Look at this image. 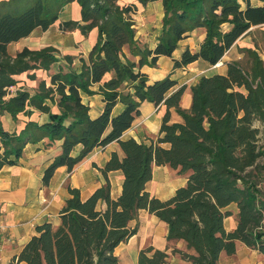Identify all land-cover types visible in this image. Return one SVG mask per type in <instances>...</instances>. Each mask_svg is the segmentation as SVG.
<instances>
[{
  "label": "trees",
  "instance_id": "trees-1",
  "mask_svg": "<svg viewBox=\"0 0 264 264\" xmlns=\"http://www.w3.org/2000/svg\"><path fill=\"white\" fill-rule=\"evenodd\" d=\"M77 2L80 18L59 24L62 30L78 29L87 35L97 29V38L79 71L60 68L47 85L38 82L31 92H11L15 75L33 69L48 70L57 60L52 46L24 47L14 57L7 52L12 41L28 36L34 29L46 30L57 21L70 2ZM157 0H138L142 5ZM163 15L160 33L153 48L135 38L133 3L118 0H0V113L15 118L33 110L48 115L44 123L29 120L18 132L0 126V168L13 165L26 143L46 138L60 140V152L44 169L47 184L55 169L70 171L94 148L116 141L122 151H112L101 168L106 180L90 196L81 199L77 188L59 212V223L45 222L8 264H120L115 248L137 231L129 223L145 209L167 224L168 242L182 240L184 250H173L190 264H219L222 252L231 255L236 241L264 258V60L253 48L238 47L240 58L226 62L224 73L201 75L189 86L188 108L180 106L186 85L166 75L148 83L139 68L154 66L164 55L171 57L179 41L193 30L204 29L195 51L185 47L173 59V69L196 60L209 65L221 61L237 39L252 27L264 25V0H160ZM264 37V30H261ZM138 57L135 61L133 58ZM67 61L72 56H64ZM112 76L103 82V76ZM33 77L34 75L31 74ZM97 93L104 102L102 112L92 118L82 94ZM56 104L59 112H52ZM143 101L165 105L157 140L145 144L134 138L122 139L140 114ZM117 103L122 108L112 113ZM180 115L173 122L170 108ZM163 144H166L164 146ZM77 146L76 155L72 152ZM153 165H167L186 182L174 194L161 200L151 195L146 184ZM120 170L123 178L117 197H111L106 174ZM101 200L105 206L97 208ZM237 206L236 226L227 231L224 218ZM165 250L147 246L139 250L135 264H169Z\"/></svg>",
  "mask_w": 264,
  "mask_h": 264
},
{
  "label": "crops",
  "instance_id": "crops-1",
  "mask_svg": "<svg viewBox=\"0 0 264 264\" xmlns=\"http://www.w3.org/2000/svg\"><path fill=\"white\" fill-rule=\"evenodd\" d=\"M118 2L121 5L126 3L136 5L137 11L135 12L139 13L133 15L135 18V38L146 42L149 48H153L156 43L158 29H156L155 25L150 24L148 20L144 21L146 16L142 15V13L145 10L150 11L149 7L155 5L159 9V20H161L163 15L161 1L149 2L146 5H142L138 0H118ZM139 9L141 10L139 11ZM148 14H151V11ZM79 18L80 8L78 3L75 1L70 2L61 10L57 21L46 30L36 28L28 36L8 43L7 52L12 57L24 47L40 49L52 46L54 48L53 53L57 58L48 70L33 69L15 75L17 82L10 87L11 92H16V90H29L32 92L41 80H44L48 85L50 75L58 71L60 67H63V70L66 71L71 65L76 71L80 70L81 62L79 58L85 57L91 50L97 38V29H92L85 36L78 29L62 30L59 27V24L63 21L69 19L77 20ZM193 31H200V37L195 46L187 45L190 38L188 36L179 41L171 57L162 55L157 59L154 66L144 64L139 68L141 72L147 75L148 83H152L166 75L176 79L172 76L173 70H187L194 63L203 64L206 69L224 66L223 70L217 73L225 72L227 61H219L215 65H209L203 60H196L182 68L173 69V59L179 58L185 47L195 51L202 41L204 29L198 28ZM237 46L254 47L251 38L247 34L237 39L227 52ZM66 55L73 57L71 64L65 61L64 56ZM133 59L137 61L138 57ZM31 74L34 76L32 77ZM209 74L212 73L202 75ZM111 76L112 72L105 73L101 82L108 80ZM99 84L96 83L91 86L95 93L82 94L81 96L82 102L88 105V113L92 118L98 116L104 106L102 95L97 93ZM178 86L179 84H177ZM187 90L181 97L180 106L182 108H188L190 105L191 95L189 89ZM47 103L51 105L52 112H59L56 104H51L49 100H47ZM121 108L122 105L117 103L112 113L116 114ZM139 111L140 114L135 118L131 127L123 132L121 138L132 137L136 141L145 144L155 143L161 119L165 112V105L162 103L155 105L152 102L143 101L139 106ZM170 118L173 122L181 121L180 115L173 107L170 108ZM29 120L41 124L48 120V115L37 110H33L30 115L20 112L15 118H12L9 113H0V126L8 132H18ZM60 144V140L49 143L46 138L36 143L28 142L25 144L22 154L15 164H5L0 168V264H8L13 256L18 254L23 245L36 234V226L45 222H50L52 225L59 223L60 209L64 204V200L69 196L68 187L77 188L81 199L87 198L105 183L106 177L102 173L101 168L109 159L111 152L116 151L119 156H122V151L116 141L105 146L96 147L70 171L64 165L57 167L49 182L45 184L42 182L44 169L60 152ZM163 145L166 146V144ZM79 150L80 146H77L72 154L76 155ZM1 151L2 149H0ZM170 169L167 165H153L152 178L146 184L147 191L161 200L171 197L175 190L186 182L187 174L182 177H175L170 173ZM106 176L111 185V197L115 198L120 193L123 175L120 170H111L107 172ZM104 206L103 201L99 200L97 202L98 209H103ZM224 209L231 212L229 216L224 218L225 229L231 231L236 226L234 216L237 214V206L235 203H231ZM129 225L131 228L136 225L137 231L127 241L121 242L115 248L114 253L117 255L120 264H135L139 250L147 246L165 250L169 243H175L178 247L184 244L182 240L168 242L166 239L167 224L145 209H140L137 218L132 220ZM236 246L240 247L242 252H247L248 247L242 242L236 241ZM20 264L24 263L21 262ZM169 264L171 263L169 262Z\"/></svg>",
  "mask_w": 264,
  "mask_h": 264
},
{
  "label": "rangeland",
  "instance_id": "rangeland-1",
  "mask_svg": "<svg viewBox=\"0 0 264 264\" xmlns=\"http://www.w3.org/2000/svg\"><path fill=\"white\" fill-rule=\"evenodd\" d=\"M149 8H150L151 14H148L150 13V11L148 10H145L142 13V15L146 16L144 21L148 20L150 24L155 25L156 29H158L157 33L159 34L160 29H161V20H159V16H160L159 9L155 5H151ZM140 10L141 9H139V11ZM136 11H137V7H136ZM135 13L136 12L131 14L133 20L135 19L133 16ZM261 30H264V25L258 26V27H252L250 32L247 34V36L251 38V40L258 42L259 46L257 49H258V52L261 58L264 60V37L261 34ZM192 32H195V33H190L189 35L190 38L188 39L189 43L187 44L188 46L189 45L195 46V44L198 42V39L200 37V31H192ZM139 41L141 43L147 44L146 42H143L141 40ZM238 56L240 58L242 56V53L239 52V48L237 46L233 48V50L227 52V54L224 55L221 61L225 62V61L234 60V59H237ZM65 61L69 62L66 59ZM72 61L73 59L69 63L71 64ZM223 67L224 66H219L216 68L206 69L205 65L200 64V63H194L193 65L192 64L190 65V69H187V70L182 69V70H177V71L173 70L172 76L177 79L179 85H183V84L186 85V89L184 90L185 92V91H188L187 89H189L190 85L194 84L198 80V77L200 75L222 71ZM60 68L63 69V67H60ZM69 68H73V66L70 65ZM47 72L49 73V71ZM170 173L175 177H182L185 175V174H179L177 170H173V169H170ZM234 218L236 219V216H234ZM179 249L184 250L185 249L184 244L183 245L181 244V246L178 247L175 243H169L166 249L169 255V258H168L169 262L171 264H190L189 261L182 259L178 252L173 251V250H179ZM120 261H121V258H120ZM126 261H127V258H126ZM263 261H264L263 255L259 253L258 251L248 247L247 252H242L240 247L238 248V246H236V250L233 254L227 255L224 252H222L219 258V264H264ZM241 262H246V263H241Z\"/></svg>",
  "mask_w": 264,
  "mask_h": 264
},
{
  "label": "water",
  "instance_id": "water-1",
  "mask_svg": "<svg viewBox=\"0 0 264 264\" xmlns=\"http://www.w3.org/2000/svg\"><path fill=\"white\" fill-rule=\"evenodd\" d=\"M19 92V90H16V93H18Z\"/></svg>",
  "mask_w": 264,
  "mask_h": 264
}]
</instances>
